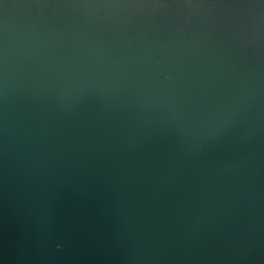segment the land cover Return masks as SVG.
Masks as SVG:
<instances>
[{
    "label": "water",
    "instance_id": "95a60500",
    "mask_svg": "<svg viewBox=\"0 0 264 264\" xmlns=\"http://www.w3.org/2000/svg\"><path fill=\"white\" fill-rule=\"evenodd\" d=\"M0 264H264V0H0Z\"/></svg>",
    "mask_w": 264,
    "mask_h": 264
}]
</instances>
